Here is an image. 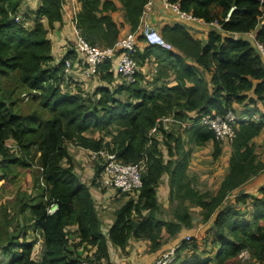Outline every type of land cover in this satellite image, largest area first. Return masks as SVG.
Returning <instances> with one entry per match:
<instances>
[{
	"label": "trees",
	"instance_id": "obj_1",
	"mask_svg": "<svg viewBox=\"0 0 264 264\" xmlns=\"http://www.w3.org/2000/svg\"><path fill=\"white\" fill-rule=\"evenodd\" d=\"M167 1L180 11L205 22H216L220 27L210 28L202 43L177 24L173 36L169 35L176 50L154 44L143 51L137 48L140 64L153 50L171 57L172 84L153 83L147 88L138 73L131 83L99 84L89 92L63 86L64 61L70 53L53 63L48 29L41 19L45 18L49 27L61 20L62 0H41L31 26L25 20H15L22 0H0V76L14 73L18 85L25 86L31 99H38L40 104L22 113L13 110L16 99L9 98L8 102L0 96V177L15 174L17 165H29L26 158L38 153L44 184L39 194L30 197L29 202L22 201L18 209L19 213L28 209L27 225L42 238L41 259L34 260L36 237L24 238L31 230L23 226L21 232L13 228L0 239V249L9 256L8 264L109 262L110 246L121 248L130 236L147 237L152 249L159 247L163 230L173 234L181 224H190L185 206L175 213L177 221L158 215L161 210L156 193L163 176L167 177L170 195L180 198V202L188 197L204 209L205 218L212 217L213 237L207 239L211 238L212 246L217 245L213 253L205 248L200 255L195 252L197 240L183 238L175 249V258L180 257L181 250L191 253L177 264H227L245 249L264 264V183L258 187V194L235 195L238 202L250 200L251 207L245 212L238 206H222L231 191L264 166L257 158L254 140L264 129V61L251 39L241 34L253 31L254 40L264 49V22L260 20L264 1ZM120 2L129 30H136L147 0ZM115 8L112 0H80L75 18L81 35L91 44L112 45L120 36L122 24L118 25L104 11ZM181 51L191 60L181 57ZM102 63L98 67L99 74L102 71L99 78L111 82L109 63ZM198 66L209 73V79ZM122 92L127 94L125 98L118 95ZM234 103L243 104L242 115L246 117L235 125L227 172L213 195L199 192L186 182L191 151L184 148L182 134L166 127L163 118L173 112L175 119L188 120L183 130L196 146L211 141V154L216 159L222 151L221 141L213 129L193 121L205 113L223 114L233 109ZM41 108L49 112L48 117H44ZM191 111L196 114L194 118ZM89 131L91 134H87ZM96 131L99 134L95 137ZM7 140L12 141L18 153L13 152ZM70 144L89 151L115 152L123 162H144L137 195L114 210L106 232L102 231L92 196V187L99 186L102 165H95L90 182L83 180L74 170ZM32 149L35 151L31 155ZM52 203L57 207L49 212ZM70 225H74L75 241L67 231ZM79 247L83 252H78Z\"/></svg>",
	"mask_w": 264,
	"mask_h": 264
},
{
	"label": "rangeland",
	"instance_id": "obj_2",
	"mask_svg": "<svg viewBox=\"0 0 264 264\" xmlns=\"http://www.w3.org/2000/svg\"><path fill=\"white\" fill-rule=\"evenodd\" d=\"M262 9H263V15L261 16L260 20L261 22H264V8L262 7ZM241 34L245 35V37H248L252 39V41H254V38H251L254 35L253 31L241 33ZM166 70L167 69L163 68L162 72H167L168 70L167 71ZM100 74H102L101 70H100ZM100 74L98 75V77L100 76ZM16 80L17 79L14 73L0 76V96L2 95L1 98H4L6 101H8L9 98L13 100L16 99V101H14L13 103V110L22 113H26L32 111L34 108L40 107V104L38 103V99H31L32 97L31 94L28 93V89L21 84L18 85V82ZM87 80L89 81L90 78H88ZM81 82L78 80H76L75 82H71L70 85L73 83L72 84L73 87L71 86L68 88L70 89L73 88V90H76V88L82 89L83 87L81 88L80 86ZM142 84L146 86L145 83L142 82ZM89 85L90 82L88 86ZM82 86H84V82H82ZM110 86H112V84ZM150 86L151 85H148V87ZM87 87L85 88L86 90ZM11 90L12 92L11 95L9 96V92ZM33 92H37V91L33 90ZM118 95L121 98H125L127 94L125 92H122L119 93ZM233 106L234 107L232 110L237 115H241L242 109H244L243 104L234 103ZM42 113L45 118L49 116V112L44 109H42ZM189 114L192 115L193 111L189 112ZM163 120L166 127L173 128V130L179 131V133L182 134L184 140L183 142L184 148L185 149L189 148L191 151L189 164L187 166V171H186L187 172L186 182L189 183V185L192 186L194 189H197L199 192H205L208 193L209 195L210 194L213 195L216 192L219 186V182L223 178V175L227 172L228 169L227 151L222 150V153L215 159L212 157L211 154L212 152L211 142H208V144L206 143L204 146L196 147L193 141L189 138L188 132L185 129L183 130V128L186 126V123H188V120H184L183 118L175 119L173 112L168 114ZM87 134H91V131L87 132ZM98 134L99 133L96 131V135ZM254 140H255V152L257 158L262 163H264V129ZM7 144L8 146H10V148H12L13 152L18 153L16 147L13 145L11 140H7ZM31 151H32L31 155L34 154L35 150L32 149ZM72 156L74 160V167H76V171L79 172V176L83 180L90 182V179L93 175L94 167L96 164L102 163L101 161L102 158L100 156L93 157L91 156L90 151L87 152L84 149L81 150L78 148H73ZM37 157H38V153L34 154L32 158L27 157L26 159L29 160V165L27 166L17 165L15 167V174L10 173L5 177H0V239H4L8 234H10L13 228L21 232L22 227L27 226L26 228H29V230H31V227L27 225L28 224L27 217L29 215L28 209L22 213H19L18 209L22 201L25 200L26 202H29L30 197H33L35 194H39L44 185L42 183V179L40 176L41 169L38 164ZM0 174H2L1 169H0ZM164 178L162 179V186H160L159 206L161 211L160 212L158 211L159 212L158 215H160L163 218L165 217L171 218L173 215V220L177 221L175 218V213L178 211V209L182 210V207L185 206L190 216V224H181V227L178 229L177 232L166 235V237L164 238L166 245H169L174 240L176 241L183 238L186 239L187 236H190L195 238L199 244L195 249V252L197 254L203 255L202 252L205 251V248H207L206 250L210 249V252L213 253L217 245L212 246L210 242L211 238L207 239V237H213L210 236L211 234L210 229L213 226L212 217L210 218L209 216L205 218L204 209H202L199 205L194 204V202L192 203V201H189L188 197L185 198L182 202H180V198H178L179 199L178 200L177 198H175V196H173V194L170 195L168 193L169 186L167 187L166 185H164L165 183ZM262 182L264 183V166L260 171L252 175L248 180H246L244 183L238 186L235 190L231 191L225 197L224 202H222L223 204L222 206L228 204L232 206H238L241 210L245 212L246 209H249V207H251L250 200L247 199L246 201L238 202L235 200V195L242 192L250 193V194H258L257 190L258 187L260 186V183ZM98 183L100 187L99 186L97 187L101 188L103 185L99 180ZM99 188L97 190V195H100V193L102 195L96 198L101 199L102 202H99L97 199H95L96 201H98L97 202L98 209L113 210V208L116 207L117 204H119L120 202L119 200L123 198L128 199L129 197H133L132 195L127 194L126 192H122L120 190L111 188V190H113L112 193L115 196V199L113 201L112 199H110L112 198V196H109V194H106V192H104L105 190L102 191ZM206 198H208V196H206ZM248 215L249 214H246L245 216L248 217ZM102 229H103L102 231L105 232L104 228ZM20 232L19 234H21ZM29 234L30 233H27V235ZM33 236L37 238V234H34ZM31 237L32 235H29L24 238L29 239ZM205 239H207L206 243L204 241ZM190 253L191 252L188 249L181 250L180 257L174 258L170 264H177L178 261H183L184 258H186V256L189 255ZM7 259H9V256L4 254L0 249V264L3 263L5 264ZM85 262L91 263L88 260H85ZM95 263L99 264V261H96ZM227 264H260V263L251 255L250 251L245 249L240 251L230 260H228Z\"/></svg>",
	"mask_w": 264,
	"mask_h": 264
},
{
	"label": "crops",
	"instance_id": "obj_3",
	"mask_svg": "<svg viewBox=\"0 0 264 264\" xmlns=\"http://www.w3.org/2000/svg\"><path fill=\"white\" fill-rule=\"evenodd\" d=\"M116 8L114 10H106L107 14L111 15L113 20L118 24H122L120 27V36L125 34L126 32L130 31L128 24L124 20V7L121 4L120 0H112ZM41 3V0H22L18 7V13H21L23 20L26 21V24L31 26L33 24L34 14L36 10L38 9L39 5ZM80 8V0H62L61 2V11H62V18L61 20L55 21L53 23V26L49 27L47 24V21L45 18H42V22L47 27V37L50 39V45H51V54L54 57L53 63L58 62L66 53H70L69 57L71 58L73 62V66L70 70L65 71L64 75V83L63 86L67 89H70L68 87H71V82H75L76 80L84 82V86H82L81 82V88L85 89L89 82L90 85L87 87V90L89 92L93 91L96 86L99 84H107V85H115L120 84L122 81L120 80V76L116 70V62L118 57H114L112 60H105L104 63H109V72H111L112 75V81L107 82L106 80L100 79L99 77L90 78L88 81L85 79L81 74L80 65L84 64V59L81 58L80 54L77 52L74 41H75V35L74 30L72 27V19L76 16L77 11ZM144 19L151 25L156 27L162 36L167 39L171 43V38H169V35L173 36V28L175 25L182 26L189 34L195 38H198L201 40L202 43H204L207 39V33L210 28H219V24L216 22H205L204 20L193 17L190 14L180 11L173 5L172 3L168 2L167 0H152L151 4L146 11V13L143 15ZM234 36H237V33H233ZM245 37V35H243ZM251 38H254L252 36ZM252 41V39H251ZM253 44H255V40L252 41ZM172 50H176L177 47L173 45L172 41ZM152 44H148L143 36L140 33H137V48L140 51H143L145 47L150 46ZM256 45V44H255ZM257 47V46H256ZM258 48V47H257ZM181 57H184L186 59H190L189 56L186 55L183 51L178 52ZM57 56V57H56ZM187 56V57H186ZM56 58V59H55ZM171 57L167 55L165 52L153 50L152 53L149 54V57H146L143 59V70L140 72L143 76V81L146 82V87L151 88L153 86V83H156L157 85L163 84L164 82L167 84H172L174 81V71L171 67ZM199 67V66H198ZM167 69V72H162L161 69ZM200 73L205 75L207 79H209V73L205 72L201 67L198 68ZM92 80V82H91ZM88 82V83H86ZM92 83V84H91ZM148 85H151L148 87ZM73 87V86H72ZM71 91H75L70 89ZM238 104V103H236ZM187 125V123H186ZM98 132V131H97ZM93 136L96 135V132L93 134ZM211 142V141H208ZM207 142V144H208ZM212 144V143H211ZM204 146V145H203ZM201 147V146H196ZM221 147L222 150L227 151V158L229 156V152L231 149V143L223 142L221 141ZM73 148L78 149H84L87 152L89 150L76 146V145H69V150L72 154ZM222 153V151H221ZM74 162V160H73ZM75 172L79 175V172L76 171V167H74ZM94 172V170H93ZM165 176L162 177V179ZM99 180V179H98ZM164 185L167 187L169 186L167 183V177L164 178ZM43 183V182H42ZM263 183V182H262ZM260 183V184H262ZM160 186H162V181L157 188L156 193V199L157 203L159 204L160 200ZM100 187V186H99ZM97 186L92 187V196L95 201V205L98 211L99 218L101 220V227L104 228L105 232L108 230L109 225L113 221L114 218V210L121 205L127 198H123L119 200V204H117L116 207L113 208V210H106V209H98L97 202H102L101 199H97L96 197H100L102 194L97 195ZM102 188V189H101ZM99 188L100 190L106 192V194H109V196H112V199L114 201L115 196L112 193L113 190H111L110 187L102 186ZM96 192V195H95ZM169 193V192H168ZM112 194V195H111ZM170 198V197H169ZM97 199L98 201H96ZM103 200V198H102ZM225 200V198H224ZM223 200V202H224ZM112 201V202H113ZM109 202V201H108ZM106 202V203H108ZM160 216V215H159ZM161 217V216H160ZM168 220H173V215L171 218H167ZM103 230V229H102ZM68 234L72 240L76 239V234L74 233V225H70L67 227ZM29 235L37 234L36 243H35V249L36 251H33V258L35 261H40L41 255L44 251V245L42 238L40 234L37 231H29ZM168 232H165V230L162 231V239L159 247L152 249L151 248V241L147 237H134L130 236L126 242V244L123 247H118L115 245L110 246V260L109 262H100V264H111L112 262H119L120 264H149L156 256L160 254L162 250L167 249L171 246H175L180 240H174L169 245H166L164 238ZM27 235V236H29ZM32 238V237H31ZM172 239V238H170ZM78 252H83V249L81 247L78 248ZM3 263V262H2ZM4 264V263H3ZM5 264H8V259L5 262Z\"/></svg>",
	"mask_w": 264,
	"mask_h": 264
},
{
	"label": "built area",
	"instance_id": "obj_4",
	"mask_svg": "<svg viewBox=\"0 0 264 264\" xmlns=\"http://www.w3.org/2000/svg\"><path fill=\"white\" fill-rule=\"evenodd\" d=\"M152 0H147L142 10L140 20L136 30L128 31L119 36L112 45L103 46L91 44L80 33L76 18L72 19V27L74 30L75 41L74 45L81 58L84 59V64L80 65L81 74L86 79L95 78L99 75V65L105 60H112L118 57L116 70L121 77L120 80L125 83H131L136 80L137 74L143 70V65L136 58L137 50V33H140L148 44L159 45L166 49H172V44L165 39L160 31L151 26L143 17L148 10ZM173 4V3H172ZM175 5V4H173ZM177 8V6L175 5ZM178 9V8H177ZM15 20H23L21 13L15 16ZM254 36V35H253ZM261 56L264 61V49L255 41ZM65 71L72 68L73 62L71 58H66ZM196 116L195 112L191 115ZM244 115H237L232 109L226 110L223 114L220 113H205L201 114L196 123L206 125L213 129L215 137L223 142L231 143L235 137V125L237 120L244 118ZM165 118V117H164ZM163 118V119H164ZM174 120V119H173ZM189 124V123H187ZM154 129V128H153ZM91 156L102 158V167L99 175V181L103 186L126 192L135 197L141 187V174L144 169V162H123L117 158L115 152L100 149L98 151H90ZM57 207V204L52 203L48 207V211L52 212ZM190 236H187L188 239ZM181 240V239H180ZM180 245L178 242L175 246H171L160 252L149 264H170L175 258V249ZM34 251L36 249L34 248ZM82 264H91L83 262ZM111 264H120L112 262Z\"/></svg>",
	"mask_w": 264,
	"mask_h": 264
},
{
	"label": "water",
	"instance_id": "obj_5",
	"mask_svg": "<svg viewBox=\"0 0 264 264\" xmlns=\"http://www.w3.org/2000/svg\"><path fill=\"white\" fill-rule=\"evenodd\" d=\"M240 37H243L242 35Z\"/></svg>",
	"mask_w": 264,
	"mask_h": 264
}]
</instances>
